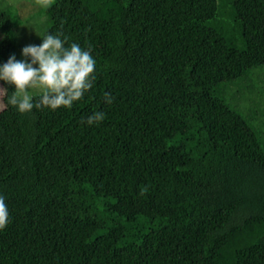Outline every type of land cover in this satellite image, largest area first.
<instances>
[{"label": "trees", "instance_id": "obj_1", "mask_svg": "<svg viewBox=\"0 0 264 264\" xmlns=\"http://www.w3.org/2000/svg\"><path fill=\"white\" fill-rule=\"evenodd\" d=\"M7 12L0 63L17 56ZM45 12L47 32L90 47L96 79L70 109L0 111V264H264V126L223 95L264 65V0Z\"/></svg>", "mask_w": 264, "mask_h": 264}, {"label": "clouds", "instance_id": "obj_2", "mask_svg": "<svg viewBox=\"0 0 264 264\" xmlns=\"http://www.w3.org/2000/svg\"><path fill=\"white\" fill-rule=\"evenodd\" d=\"M38 37L40 43L21 48V59L12 54L0 63V101H3L0 108L11 106L19 114L34 108L70 109L92 88L96 79V60L90 47L69 43V37L63 33L47 32ZM8 86L13 88L11 93ZM102 99L105 104H111L114 97L106 91ZM104 118L105 113L97 110L82 123L92 126ZM8 222V206L4 196L0 195V229Z\"/></svg>", "mask_w": 264, "mask_h": 264}, {"label": "rangeland", "instance_id": "obj_3", "mask_svg": "<svg viewBox=\"0 0 264 264\" xmlns=\"http://www.w3.org/2000/svg\"><path fill=\"white\" fill-rule=\"evenodd\" d=\"M51 3L52 0H0V10L7 12L4 10L7 9L9 11L7 13L12 18L17 44V59H21L20 50L23 46L40 43L41 38L38 36L42 37L47 33L49 22L45 9ZM233 85L223 87V95L229 106L243 113L253 125L264 126V116H262L264 112H260V116L253 112L258 106L264 109V65L252 69L247 77L241 80L239 88L245 89L242 94L238 86ZM2 109L0 108V111Z\"/></svg>", "mask_w": 264, "mask_h": 264}]
</instances>
